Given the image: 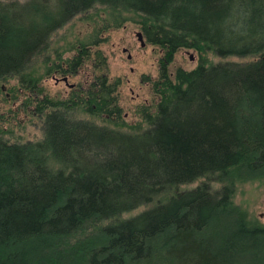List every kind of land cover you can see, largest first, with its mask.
I'll return each mask as SVG.
<instances>
[{"label": "trees", "instance_id": "16d2710c", "mask_svg": "<svg viewBox=\"0 0 264 264\" xmlns=\"http://www.w3.org/2000/svg\"><path fill=\"white\" fill-rule=\"evenodd\" d=\"M78 17L89 42L51 68L97 73L48 99L31 64ZM129 22L164 53L159 101L135 124L90 50ZM182 50L197 65L171 75ZM14 79L10 95L43 116L44 136L0 139V264L263 262L264 227L233 199L239 185L264 184V0H0V83Z\"/></svg>", "mask_w": 264, "mask_h": 264}, {"label": "rangeland", "instance_id": "374dc122", "mask_svg": "<svg viewBox=\"0 0 264 264\" xmlns=\"http://www.w3.org/2000/svg\"><path fill=\"white\" fill-rule=\"evenodd\" d=\"M137 32L140 30L134 22L126 23L121 28L105 32L102 35L104 42L97 48H90L92 55L96 49L105 58L108 80H119L118 105L122 110L123 119L128 124H135L139 121L137 112L142 107L146 106L153 110L158 103L159 97L155 95L152 87L159 78L160 62L164 59L163 51L146 41V46L141 48L136 39ZM90 35L91 26L81 18H75L66 27L53 34L45 55L34 59L31 69H34L37 76L41 77L40 87L44 92V97L63 100L71 97L72 91L68 86L61 81L56 83V79L60 80L64 76L53 73L51 67L53 63L57 65L71 58L75 51H69L68 48L78 42L88 43ZM58 56H61V60ZM196 65V54L193 51L182 50L176 53L172 63L167 66V70L172 75L177 68L190 70ZM96 73L97 70L93 68L92 63H87L78 70L75 76L68 77V84L75 86L77 91L86 90L92 84ZM16 85L15 79L0 83V139L18 144L41 141L44 136L43 116L33 115V104L31 107L23 108L20 105L24 102L21 97H15L17 99L13 100L14 97L10 95L9 89ZM75 115V118L90 120L82 114ZM1 130L6 133H1ZM201 182L203 180H198L180 189H193ZM233 201L235 205L246 211L249 220L264 227V184L255 182L239 185ZM143 209L138 208L123 217L134 216ZM262 241H264L263 238ZM260 263L264 264V260Z\"/></svg>", "mask_w": 264, "mask_h": 264}, {"label": "flooded vegetation", "instance_id": "af4514ba", "mask_svg": "<svg viewBox=\"0 0 264 264\" xmlns=\"http://www.w3.org/2000/svg\"><path fill=\"white\" fill-rule=\"evenodd\" d=\"M61 65H62V63H61ZM62 71H68L67 69H62L61 68V66L60 67H55V69L53 70V73H58V74H61L62 76H64V77H62L60 80H57L56 79V83H58L59 81H61L65 86H68V88L72 91V93L74 92V93H78L80 90H78L77 91V89H76V87L75 86H73V85H69L68 84V77L69 76H72L71 74H69V73H62ZM78 73V71H76V74ZM65 80H66V82H65ZM94 81V80H93ZM47 96V95H46ZM49 99V98H48Z\"/></svg>", "mask_w": 264, "mask_h": 264}, {"label": "water", "instance_id": "95a60500", "mask_svg": "<svg viewBox=\"0 0 264 264\" xmlns=\"http://www.w3.org/2000/svg\"><path fill=\"white\" fill-rule=\"evenodd\" d=\"M136 39L139 42L141 48H144L146 46L145 40H144L143 35H142L141 32H137L136 33ZM123 52H126V50H123ZM128 59H130L129 56H128ZM65 82H66V80H65Z\"/></svg>", "mask_w": 264, "mask_h": 264}]
</instances>
